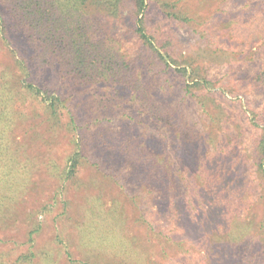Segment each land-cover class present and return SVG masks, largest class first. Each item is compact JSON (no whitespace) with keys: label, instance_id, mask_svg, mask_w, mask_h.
Returning <instances> with one entry per match:
<instances>
[{"label":"trees","instance_id":"1","mask_svg":"<svg viewBox=\"0 0 264 264\" xmlns=\"http://www.w3.org/2000/svg\"><path fill=\"white\" fill-rule=\"evenodd\" d=\"M131 1L134 8V32L139 42L164 65L162 72L167 73L174 66L177 75L184 77V92L177 97L176 104L174 97H158L153 93L156 75L146 79L143 69L135 61L138 60L137 56L128 57L112 33L113 26L122 18L121 0H0L14 19L13 26L18 27L24 36V44L30 48L26 55L13 48L7 23L0 14V40L14 55L13 65L11 63L0 71V264H162L146 252L143 235H125L124 218L109 215V209H101L97 197H88L91 200L87 198L88 206H79L75 210L70 209L72 201L62 202L60 215L70 213L68 218L75 229L72 240L62 236L63 229L56 225L47 245L37 243L43 227L36 222V214L50 210L42 202L38 209L23 204L29 193H37L42 187L34 179L35 174L40 176L42 173L35 170L40 166L39 171L57 179L59 183L54 186L52 194L61 196L69 183H79V180L73 178H76L79 166L87 155L89 144L86 141L92 140L94 135L103 139L104 145L114 150V153L122 154L129 161V172L133 175L135 186L145 192L158 194L162 201L158 212L176 221L174 232L184 228L193 237L200 235L207 238L203 264H264V243L249 253L246 251L247 241L253 238L252 225L259 236L263 233L264 217L255 222L251 215L246 214L250 216L248 221L241 213V207L249 202L244 190L249 193L254 187H260L263 191L257 199L264 201V133L256 140L258 158L254 170L257 175L251 180L228 176L221 167L223 160L214 158L207 161L204 151L201 155L196 153L207 144V136L208 142L209 138L216 136L214 133L206 135L205 131H208L210 124H216V119L218 122L223 118L221 123L226 119L223 107L214 97L192 93L193 89L210 87L212 81L205 75L206 68L197 64L195 59H179L175 52V37L169 27L159 31L145 25L146 0ZM154 1L162 8L170 24L193 25L200 21L195 11H191L187 5L190 0ZM238 10L225 24L229 37L246 42L263 40L264 0H246ZM207 33L203 30L201 36H206L211 46ZM30 64L34 68L41 64L57 67L68 79L81 85L109 84L114 88L111 93L92 96L84 102L85 107L95 113L97 118L115 110L122 103H128L136 111L167 127L181 144L185 143L188 147L193 145L195 156L198 154L194 161L199 162L201 159V164L191 181L197 183L206 205L204 203L194 218L185 216V207L179 201L168 153L151 145L155 142L150 137L144 140L137 131H130L124 126L121 127L123 129H109L107 132L98 126L91 132L74 135L77 120L73 112L67 109L69 100L74 97L73 93L35 80L37 73ZM13 67H16L17 72ZM6 73L13 75L15 80L9 81ZM166 80L168 78L162 80L160 88L165 87ZM250 82L256 91L264 94V67L250 77ZM19 92L28 93L43 108L42 124L56 130L64 125L62 122L65 120V128L74 135V148L61 163V168L54 156L39 162L34 155L27 153L31 152V148L25 139L16 141L17 128L25 121L27 113L24 107L12 103V96ZM209 103L217 109L216 113L209 111ZM246 103L252 125L263 124L264 109L258 111L249 101ZM188 105L192 108L201 107L202 110L184 113ZM190 115L195 119L190 118ZM26 127L24 137L34 140L38 135L37 127L29 122ZM133 166L136 171H132ZM125 197L136 205L140 194L127 189ZM208 219L216 223L214 228L209 229V237L206 236ZM145 223L147 241L156 240L161 245L162 254H167V242L171 241L169 233L172 231L167 230L166 226L155 228L152 223ZM14 233L24 235L23 244L15 238L5 237ZM9 241L13 247L3 248L1 244ZM184 241L174 238V258L178 251L189 252L190 247H184ZM23 246L26 248L15 252L16 247ZM57 251L60 256L56 254ZM61 255L63 260H60Z\"/></svg>","mask_w":264,"mask_h":264},{"label":"rangeland","instance_id":"2","mask_svg":"<svg viewBox=\"0 0 264 264\" xmlns=\"http://www.w3.org/2000/svg\"><path fill=\"white\" fill-rule=\"evenodd\" d=\"M245 2L246 0L187 1L191 11H195L196 17L202 22H195L193 25H179L174 24V22L169 23L171 21H168L163 15L162 8L157 1L146 0L144 20L146 26L159 31H164L169 27L175 37V52L179 59L187 58L188 60L193 58L197 64L206 68L205 75L212 81V85L193 89L192 93L196 95L208 94L214 97L223 107L224 114L227 115L224 116L226 118L225 122L221 123L223 118H220L218 122L217 119L214 120L216 124H210L208 131L206 130L205 133L207 132L206 135L214 133L216 136L215 138H209V142L207 136L208 145L204 144L203 149L196 151V153L201 155L204 151L207 161L214 160V158L223 160V163L221 162L223 166L221 167L227 172L228 176L233 175V177L243 180H251L257 175L254 170L255 160L258 158L256 140L264 133V122L260 126L252 125L246 111V102L249 101L250 105L258 111L264 109V94L256 91L250 82V77L264 67V43L261 42L264 41V36L261 41H241L236 37L230 38L225 27L227 20L231 15L234 16ZM133 10L131 0H121L122 18L113 26L112 33L119 40L121 50L126 52L128 57L137 56L138 60H134L143 69L146 79H149L150 75H156L153 93L158 97L162 95L174 97V104H176L177 97L184 92L182 90L184 77L177 75L174 66L167 73L162 72L164 65L152 55L153 53L147 47L139 42L134 32ZM0 14L7 23L13 48L17 49V52L26 55L27 49L30 48L24 44L26 41L24 36H22L18 27L13 26L14 19L1 3ZM111 24L113 22L108 27ZM203 30L208 32L211 46L208 45L207 37L201 36ZM13 56L7 46L5 47V43L0 40V71L11 63L13 65ZM33 69L37 73L34 79L38 82H45L56 86L58 89L73 93L74 97L69 100L67 109L73 112L77 120V125L73 130L74 135L80 132H91L99 126L106 132L109 129L126 128L130 131H137L144 140L150 137L155 142L151 145H155V147L157 146L168 153L177 183L176 190L179 201L181 206L185 207V216L194 218L198 211H201L204 203L206 205L203 194L198 191L197 183L191 181L197 175L196 171L199 170L198 166L201 164V159L199 162L194 161L198 154L195 156L193 145L188 147L185 143L181 144L167 127L144 113L136 111L128 103H122L115 110L99 118L95 117L96 114L85 107L84 102L92 96L113 92L115 89L109 84L81 85L68 79L65 73L57 67H48L44 64H41V66L36 65ZM13 70L17 72L16 67H13ZM200 70L201 73H204L203 69ZM6 75L10 78L9 81L13 82L15 80L13 75L7 73ZM164 78H168V80H166L165 87L160 88ZM12 98L13 104H16L17 107H24L27 111L26 116L23 115L25 121L21 122V126L17 128L16 141L20 142L25 139V142H28V146L31 148V152L27 153L34 155L39 162L46 160L48 156H54L60 167L67 154L74 148L72 142L74 135L65 128V120L62 122L64 125L61 128L51 130L48 125L42 124L44 112L43 108L38 106L37 100L26 92L14 93ZM207 107L209 111L216 113L217 109L212 107L210 103ZM192 110L197 112L202 109L201 107L192 108L191 105H188L184 109V113L189 114ZM190 118L195 119L193 115H190ZM28 122L33 126L35 125V128L37 127L36 132L38 135L34 140H30V137H24V130L27 128ZM122 126L124 127L121 128ZM86 144H89L86 150L87 155L83 160V164L79 166L76 178H73L79 180L80 184L77 181H72L67 185L68 188L61 196L55 193L52 194L54 186L59 183L58 180L48 174L46 175L43 171H39L40 166L35 170L38 171L37 173H42L40 176L35 174L34 178L35 182L41 183L42 192H39L41 189H35L38 190L37 193H29L23 204H25V207L28 205L29 208L38 209L41 207L42 202L46 203L48 205L47 209L50 210L36 214V222L41 223L43 227L37 243L47 245L50 238L53 237L56 225L63 229L62 236L72 240L75 237V229L68 218L71 215L70 213L65 212V215H60L62 202L72 201L70 209L74 208L75 210L79 206H82V208L87 207L88 197H97L100 203L98 206L101 209H109V215L124 218L126 222L125 235H135L136 233V235H143V242L146 243L145 249L150 257L158 259L162 264H189L191 262L203 264L207 238L200 235L193 237L190 231L186 232L184 228L181 231L179 230L180 232H174L176 221L163 215L162 212H158L162 203L158 194L156 192H145L141 187L135 186L133 175L129 172L131 171L129 161L125 160L122 154L114 153V150L106 147L104 140L95 135L92 140L86 141ZM26 150L28 151V149ZM51 150L53 152L50 154ZM122 160L126 162H122ZM134 166L132 171H136ZM127 189L139 192L140 198L136 205L125 197ZM262 191L257 186L249 193L244 190L249 202L241 207V213L248 218V221L250 216L247 215H251L255 222H259L264 217V201L257 199ZM146 221L152 223L155 228L166 226L167 230L172 231L169 233L171 241L167 242V254H162L161 245L156 240L147 241L144 227ZM206 225L208 226L206 236L209 237V229L214 228L216 223L208 219ZM262 230L263 233L257 236V231L252 225L253 238L247 241V253L264 243V227ZM5 237L15 238L22 244L25 241V237L21 233L8 234ZM174 238L184 239L186 242L184 241L185 244L183 242V246L189 245V252L181 253V251H178L177 256L174 258ZM11 241L4 242L1 244L2 247H13ZM54 246L57 247V245ZM16 248L15 252H19L18 250H23L26 246ZM56 254L59 255V252L57 251ZM60 260H63V256Z\"/></svg>","mask_w":264,"mask_h":264}]
</instances>
